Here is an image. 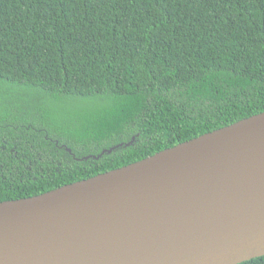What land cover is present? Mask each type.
<instances>
[{
  "label": "trees",
  "instance_id": "16d2710c",
  "mask_svg": "<svg viewBox=\"0 0 264 264\" xmlns=\"http://www.w3.org/2000/svg\"><path fill=\"white\" fill-rule=\"evenodd\" d=\"M4 89L0 202L263 112L264 0H0Z\"/></svg>",
  "mask_w": 264,
  "mask_h": 264
},
{
  "label": "water",
  "instance_id": "95a60500",
  "mask_svg": "<svg viewBox=\"0 0 264 264\" xmlns=\"http://www.w3.org/2000/svg\"><path fill=\"white\" fill-rule=\"evenodd\" d=\"M261 256L264 111L0 202V264H239Z\"/></svg>",
  "mask_w": 264,
  "mask_h": 264
},
{
  "label": "rangeland",
  "instance_id": "374dc122",
  "mask_svg": "<svg viewBox=\"0 0 264 264\" xmlns=\"http://www.w3.org/2000/svg\"><path fill=\"white\" fill-rule=\"evenodd\" d=\"M0 91H7L6 89H4V90H0ZM8 91H12V90H8Z\"/></svg>",
  "mask_w": 264,
  "mask_h": 264
},
{
  "label": "flooded vegetation",
  "instance_id": "af4514ba",
  "mask_svg": "<svg viewBox=\"0 0 264 264\" xmlns=\"http://www.w3.org/2000/svg\"><path fill=\"white\" fill-rule=\"evenodd\" d=\"M109 153V152H108Z\"/></svg>",
  "mask_w": 264,
  "mask_h": 264
}]
</instances>
